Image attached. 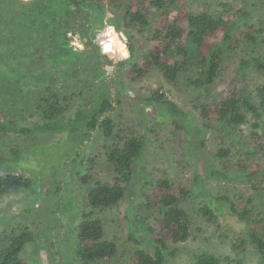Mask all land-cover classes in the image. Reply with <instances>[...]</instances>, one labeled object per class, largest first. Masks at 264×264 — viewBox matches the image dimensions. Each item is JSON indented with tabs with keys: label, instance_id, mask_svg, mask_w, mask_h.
<instances>
[{
	"label": "trees",
	"instance_id": "obj_1",
	"mask_svg": "<svg viewBox=\"0 0 264 264\" xmlns=\"http://www.w3.org/2000/svg\"><path fill=\"white\" fill-rule=\"evenodd\" d=\"M149 1L154 15L150 14L146 0H0V28H3L0 29V80L9 77V70H24L29 76L40 73L37 80L45 83L48 80L44 77L54 76L39 93L38 104L31 113L38 120L35 116L9 117L0 107V132L34 137L29 144L10 147L12 157L0 153V198L24 190L25 211L37 203L49 207L56 218L53 224V230L57 227L56 234L69 225L76 239L77 260L67 264H168L169 257L177 252V248L170 249L169 242H185L191 235L192 217L183 204L189 198L196 201V211L218 228L225 216L236 217L240 231L232 247L237 252L254 248L264 261V215L259 216L255 211L256 196L233 198L216 194L208 186L212 177L237 179L246 175L253 179L262 175L264 179V162L254 161L260 151L264 152L257 131L264 122V82L254 88L248 85L249 70L264 75V52L259 51L264 44L263 28L248 22V8L232 13V6L226 2L208 4L195 11L192 0L179 7L173 6L178 0ZM105 5L120 8L125 25L137 27L148 37L150 45L146 50L137 53L133 38L124 32L130 53L127 59H121L119 53L111 58L101 54L96 37L108 26L103 24L101 13ZM95 10L99 12L97 18L93 17ZM16 29L29 35L28 46L27 40L14 41L21 35ZM69 32L74 36L79 34L85 45L82 51L71 46L73 38L68 36ZM239 47H246V53L237 59L235 71L245 83L210 101L197 98L194 107L204 127H212L213 120L219 123L222 131L219 139L229 137L247 157L244 163L251 166L252 172L229 173L217 167L215 159L226 163L232 147L223 145L209 152L204 129L192 123L190 113L166 92L155 89L149 94L127 96L129 108L136 118L139 111L148 108L156 119L170 120L187 140L186 149L197 153L201 163L193 176L178 178L167 169L161 170L152 191L147 192L149 176L139 175L145 168L149 126L145 122L141 130L117 122L115 115L124 101L123 97L115 96L119 74L123 76L121 83L125 84L127 80L135 82L145 77L155 68L173 86L209 91L223 72L226 58ZM7 49L10 53L5 55ZM86 50L97 59L92 68L78 64L79 54ZM57 74L61 76L59 79ZM59 80L61 86L57 87ZM251 118L254 121L250 140H245L240 129ZM48 134L64 136L51 147L36 140ZM97 135L107 143L103 145L106 160L102 171L97 170L101 156H87L83 152L85 143ZM43 153L49 158V166L41 162L36 174L19 171L26 166L37 167L38 156ZM50 167L59 170L51 181L52 187L44 184L50 177L47 173ZM68 175L83 186L80 204L64 202L61 183ZM140 183L139 193L135 185ZM253 187L260 189V183ZM49 191L57 197L52 204ZM135 198L139 200L133 207ZM125 199L127 228L106 235L107 212ZM154 210L155 216L143 213ZM76 212L80 216L78 222L66 221ZM132 224L138 230H146L147 240L141 238L142 234ZM51 227L46 226L40 234L29 225L1 232L0 264H58L59 237L46 235ZM220 237L229 238L226 232ZM48 242L51 247L44 257L42 249ZM194 264L238 263L228 254L203 250L195 255Z\"/></svg>",
	"mask_w": 264,
	"mask_h": 264
},
{
	"label": "rangeland",
	"instance_id": "obj_2",
	"mask_svg": "<svg viewBox=\"0 0 264 264\" xmlns=\"http://www.w3.org/2000/svg\"><path fill=\"white\" fill-rule=\"evenodd\" d=\"M22 1V0H21ZM28 1V0H23ZM147 1V6L149 7V12L151 15L156 14L152 7H150V1ZM190 0H178L177 4L173 5L179 7ZM226 2L232 6L231 12L237 11L240 8H248V22L256 26V28H263V33L261 36L264 37V0H192L193 9L199 11L210 5H219ZM15 3H18L16 1ZM174 8V7H173ZM104 15L105 25H115L117 31H123L131 36L133 39V44L135 45L136 52H142L147 49L150 45L148 37L141 34L137 27H127L121 16V9L114 5H105L101 10ZM99 12L95 10L93 12V17L98 16ZM98 20V19H97ZM100 21V20H98ZM14 27V26H13ZM15 28V27H14ZM3 29V28H0ZM17 30V29H16ZM18 31V30H17ZM103 30H101L102 32ZM20 33V36L14 40L15 42L22 43L27 40L26 46L30 43V37L26 33ZM27 35V36H26ZM73 38V37H72ZM260 52H264V44L260 46ZM5 55L10 53V50L5 51ZM246 53V47H239L237 51L232 52L227 58L224 65L223 72L217 78L215 83L210 87L209 91H204L197 89H188L185 87H176L169 84L162 74L157 69H151V71L143 78L134 81H125L122 84L123 76L119 74L117 83L114 89L118 91L117 97H123L124 101L121 106H118L116 112V120L119 123L136 126L137 128L143 130L145 128V122L149 126L148 128V142L147 148L145 149L144 162L145 168L143 173L139 176L146 177L149 176V183L147 185L146 191L151 192V186L155 183L156 179L159 177L161 170L167 169L172 173L174 177H186L193 176L200 169L201 159L195 152L188 151L186 149L187 140L178 130L174 129L172 122L168 119H156L149 112L148 108L146 110L139 111L138 118L135 117L133 111H131L128 105L129 99L127 96H132L136 93L149 94L152 90L161 89L166 92V94L174 99L181 108L187 110L192 117V123L200 125L204 129L203 135L205 136L206 148L209 152H213L220 148L221 146H231V154L227 158V162L224 163L220 158L215 159V164L219 168H224L228 170L229 173H239L244 171L252 172L251 166L244 163L247 157L242 154V151L237 150V146L232 144V140L229 137H225L223 141L219 139V135L222 131L219 128V123L215 120L211 122L210 128L204 127L202 119L199 118V114L194 107V102L197 98H201L205 101H210L214 97L219 95H225L233 87H241L245 81H243L235 71V65L237 59L240 55ZM96 58L92 55L90 51L84 54H79L78 64L84 68H92L96 63ZM125 70V69H124ZM24 70L20 71H7L9 75L8 78H3L0 80V107L4 111L5 115L9 117H28L35 116V120L39 117L36 114H32L38 104V99L40 94L44 90V85L49 81L54 80V76H47L44 79L46 83L42 80H37L40 73L36 76L30 75L28 73H23ZM118 73H123L118 71ZM58 79L61 77L58 75ZM9 79V80H8ZM87 83V80H84ZM93 82V80H92ZM264 82V75L258 73L254 70L248 71V85L249 87H255L259 83ZM86 85V84H85ZM57 87L61 86L60 80L57 82ZM87 86V85H86ZM134 87L136 89H134ZM39 94V95H38ZM42 95V94H41ZM3 114V112H2ZM250 119V118H249ZM253 118L251 121L242 125L240 129L241 136L247 138L245 140H250ZM258 131V141L264 146V122L257 128ZM63 134H48L40 135L38 141H43L48 144L49 147L53 146L55 142L63 138ZM34 137L19 135L13 132H0V153L5 156L12 157V152L10 147L12 146H24L33 142ZM35 140V141H36ZM107 144L106 140L97 135L92 138L91 141L85 143L83 147V152L85 151L87 156L99 154L100 161L97 168L98 171L105 169V154L104 146ZM258 156V157H257ZM257 158L254 161L264 162V152L260 151L257 154ZM49 158L46 154H40L38 156L37 167H25L24 169H19L23 173L36 174L40 170L41 165H50ZM251 160V159H250ZM16 168L14 169V171ZM17 171V170H16ZM15 171V172H16ZM58 169L50 167L47 170L49 174V179L44 181L45 186L52 187L51 181L53 178L58 176ZM72 176L68 175L67 177ZM61 179V178H58ZM260 183V189L255 190L254 184ZM61 193L63 194L64 202H75V204H80L83 198V186L78 184L74 177L67 178V180L62 184ZM208 186L210 191L216 194H227L231 197L238 198L242 196L243 199H247L250 196L255 197V211L259 216L264 215V179L262 175L255 178L248 177L246 175L239 177L237 179L229 178H218L212 177L208 181ZM142 184L135 185V190L140 193V188ZM51 204L57 199L56 195L52 192ZM24 197V190L15 191L14 193L0 198V209L2 213L0 214V233L4 230H11L16 226L29 225L38 234L42 233V230L46 226H52L48 228L46 232L47 236L59 237L56 248V262L58 264H67L77 260V255L75 251L76 239L74 237V232L66 225L62 230L61 234L57 233V227L53 230L56 218L49 210V207L41 206L40 204H35L30 211H25L23 205H26V201L22 198ZM62 200V199H61ZM139 199L135 198L133 201V207L137 204ZM126 204L127 199L122 201L118 206L112 207L106 214L108 222L105 225L106 235H112L114 232L122 227H126L129 223V219H126ZM184 206L189 210L193 226L191 229V235L189 239L181 243L169 242L170 249L177 248V252L173 256H168V264H194L195 255L202 252L203 250H208L217 255H230L238 264H264V261L258 255L254 248L249 247L245 252H237L233 247L232 243L235 237L240 231L239 222L236 217L225 216L220 220V227L214 222L207 221L206 218L201 216L197 211V203L193 198H189L184 203ZM76 212L69 222L76 223L80 220V216ZM148 216H155L157 211H146L143 212ZM132 224V227L141 233V238L147 240L148 234L146 230H138ZM127 228V227H126ZM229 236L227 239H221L220 234L225 233ZM42 249V255L45 257L47 249L51 247V243H46Z\"/></svg>",
	"mask_w": 264,
	"mask_h": 264
},
{
	"label": "clouds",
	"instance_id": "obj_3",
	"mask_svg": "<svg viewBox=\"0 0 264 264\" xmlns=\"http://www.w3.org/2000/svg\"><path fill=\"white\" fill-rule=\"evenodd\" d=\"M68 36L73 37L71 46L74 50H83L85 45L81 42L79 34L73 35L72 32ZM103 37V39L101 38ZM127 36L123 31H117L115 25H108L102 32L97 34L96 41L99 43L100 52L102 55L114 56L119 53L121 59H127L130 53L127 50L125 41Z\"/></svg>",
	"mask_w": 264,
	"mask_h": 264
}]
</instances>
